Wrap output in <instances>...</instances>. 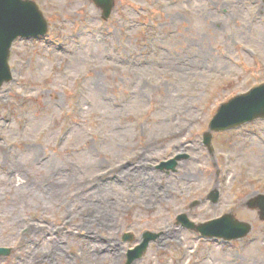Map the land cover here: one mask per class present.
<instances>
[{"label": "rangeland", "instance_id": "rangeland-1", "mask_svg": "<svg viewBox=\"0 0 264 264\" xmlns=\"http://www.w3.org/2000/svg\"><path fill=\"white\" fill-rule=\"evenodd\" d=\"M28 1L49 27L14 42L0 93V264H125L146 231L135 264H264L246 205L264 195V120L204 145L221 105L264 85L263 0H113L108 19L102 0ZM230 213L246 237L178 218Z\"/></svg>", "mask_w": 264, "mask_h": 264}, {"label": "water", "instance_id": "water-1", "mask_svg": "<svg viewBox=\"0 0 264 264\" xmlns=\"http://www.w3.org/2000/svg\"><path fill=\"white\" fill-rule=\"evenodd\" d=\"M102 1L104 16L109 18L114 2L113 0ZM96 3L98 4L97 0ZM47 32L48 23L36 3L28 0H0V89L4 83L12 80L9 59L13 43L18 38L44 36ZM259 118L264 119V85L223 104L210 124V132L205 135V144L212 150V131L232 129ZM176 164L177 160L164 162L160 169L174 171ZM219 196V192L215 190L211 193L210 199L213 203H217ZM248 205L251 208H259L261 219H264V196L250 201ZM179 221L205 237L225 240L244 238L251 231V226L236 221L232 215H226L219 220L199 226L191 223L186 215L179 216ZM158 237L157 234L145 233L141 245L129 252L127 264H133L140 259L148 249L150 242ZM132 239L131 235L125 236V240L131 241ZM10 252L9 249L0 248V256H8Z\"/></svg>", "mask_w": 264, "mask_h": 264}, {"label": "bare ground", "instance_id": "bare-ground-1", "mask_svg": "<svg viewBox=\"0 0 264 264\" xmlns=\"http://www.w3.org/2000/svg\"><path fill=\"white\" fill-rule=\"evenodd\" d=\"M264 10V9H263ZM258 28H259V30H260V27L258 26ZM257 31L256 33L258 34V33H260V34H263L264 33V28H262L261 27V30L260 31ZM30 229H31V231H33V229H34V226L32 225L31 227H30ZM56 244H57V246H59L60 244V236H56ZM98 247H96V249H97ZM57 250H59V247L57 248ZM100 250H101V248H100ZM37 251H34V252H32V253H30L29 254V256H30V258H31V263L32 264H34V260L36 259V257L35 256H37Z\"/></svg>", "mask_w": 264, "mask_h": 264}, {"label": "flooded vegetation", "instance_id": "flooded-vegetation-1", "mask_svg": "<svg viewBox=\"0 0 264 264\" xmlns=\"http://www.w3.org/2000/svg\"><path fill=\"white\" fill-rule=\"evenodd\" d=\"M263 3H264V0H263Z\"/></svg>", "mask_w": 264, "mask_h": 264}]
</instances>
